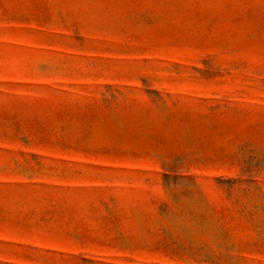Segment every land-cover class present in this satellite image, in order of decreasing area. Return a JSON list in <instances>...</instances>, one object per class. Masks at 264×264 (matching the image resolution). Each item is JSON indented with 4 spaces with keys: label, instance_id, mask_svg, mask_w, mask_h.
<instances>
[{
    "label": "rangeland",
    "instance_id": "374dc122",
    "mask_svg": "<svg viewBox=\"0 0 264 264\" xmlns=\"http://www.w3.org/2000/svg\"><path fill=\"white\" fill-rule=\"evenodd\" d=\"M0 264H264V0H0Z\"/></svg>",
    "mask_w": 264,
    "mask_h": 264
}]
</instances>
